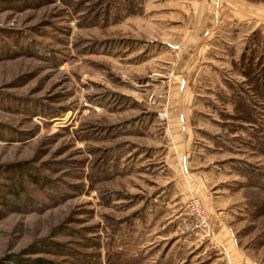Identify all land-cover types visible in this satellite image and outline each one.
Here are the masks:
<instances>
[{"label": "rangeland", "instance_id": "374dc122", "mask_svg": "<svg viewBox=\"0 0 264 264\" xmlns=\"http://www.w3.org/2000/svg\"><path fill=\"white\" fill-rule=\"evenodd\" d=\"M162 3L142 0L141 11L104 23V0H0V194L13 207L0 219V259L50 243L48 252L28 256L52 264H157L149 257L156 244L147 242L172 235L167 229L183 234L178 222L190 197L199 198L210 224L184 163L178 170L188 191L172 224L155 202L159 186L172 181L159 114L185 100L178 86L188 81L178 71L177 44L164 41L176 40L178 30L162 27V10L156 17L144 11ZM147 15L158 24H147ZM242 53L264 65V44L252 38L236 59L204 61L189 80L192 116L204 131L190 164L204 158L208 194L228 215L237 244L264 264V187L250 175H264V145L254 137H264V105L252 103L258 98L241 75ZM239 101L257 123L231 118L243 111ZM18 166L27 203L1 186ZM186 235L192 238L167 243L168 263L211 264L206 241L213 236Z\"/></svg>", "mask_w": 264, "mask_h": 264}, {"label": "crops", "instance_id": "0c3cea01", "mask_svg": "<svg viewBox=\"0 0 264 264\" xmlns=\"http://www.w3.org/2000/svg\"><path fill=\"white\" fill-rule=\"evenodd\" d=\"M160 10L163 12L162 27L167 28L169 24V27L178 30L176 40L169 36L165 37L164 41L177 44L178 50L174 54L182 61L178 71L181 78H187L188 81L184 79L183 83L186 85L178 86L179 91L182 89V92H186L185 100L165 105L161 108L162 114H159L158 120L164 125L161 131V138L165 142L163 165L171 172L172 191L170 181L160 185L155 202L158 203L161 213L163 211L166 214L168 219L166 223L172 224L170 220H174V213L183 209V201L188 191L178 170L179 163H184L189 169L187 173L189 189L201 196L211 213L210 230L213 241H206L210 244V263L254 264L255 262L237 244L236 234L228 221V215L216 206L214 198L208 194L210 187L206 184V173L201 167L204 158L198 159L196 165L190 164V158L199 140L198 136L204 131L200 130L192 116L194 110L191 105L189 80L203 68L204 61L225 59L227 54L230 55V60L236 59L234 53H240L244 44L252 42V38L260 45L264 44V0H163L162 7L153 4L150 9L145 8L144 11L156 17L155 13H159ZM155 17L147 15V21L150 22L147 24L150 26L158 24ZM172 88L174 90V86ZM199 166L201 170L196 169ZM167 230L172 235L154 234L159 240L147 242L149 248L156 244L149 253L151 263L169 264L171 259L168 251H171V245L167 247V243L171 241V244H178L180 240L192 238ZM202 242L205 241L197 239L194 244L200 245L202 250L206 248Z\"/></svg>", "mask_w": 264, "mask_h": 264}, {"label": "trees", "instance_id": "16d2710c", "mask_svg": "<svg viewBox=\"0 0 264 264\" xmlns=\"http://www.w3.org/2000/svg\"><path fill=\"white\" fill-rule=\"evenodd\" d=\"M142 0H104V13H103V19L102 22L108 23V22H116L119 19L123 18L126 15H129L131 13L139 12L142 10ZM106 7H108V11L106 10ZM111 13V14H109ZM260 58V57H258ZM240 64L241 67V75L245 78L246 82L251 81V85H248L249 90L252 91L251 95L254 98L252 100V103L254 102L258 104L259 106L264 105V65L260 63L259 61L255 62L253 59V56L250 55L246 58V55L244 53L241 54L240 58ZM254 60V61H253ZM259 68V69H258ZM256 69V71H254ZM240 104H242V110L240 113L236 114L233 113L231 118L240 119L244 122H252L257 123L256 115L253 114V110L249 109L250 107L246 106V103L243 101H239ZM261 102V103H260ZM245 103V105H244ZM239 103H236V106H234V111H236V108H238ZM245 116V117H244ZM254 137H256V141L261 145H264V137L263 135L259 133H254ZM255 147V146H254ZM12 173L15 174L12 176V179L10 178L9 182L6 184H2L1 186L4 188L6 193L10 194L11 197L14 199V201L24 202L27 203L29 200L24 194V190L22 189V185L20 183L19 175L22 173V170L18 167H15L14 170H12ZM32 172H29V176L31 177L30 180H32L35 183H39L42 186L46 184V180L42 177L37 178L32 175ZM251 177L254 176L258 181L256 182V185H259L260 187H264V175H261L256 170H253L250 174ZM7 188V189H6ZM260 208H262L260 206ZM13 209L12 202L5 198L4 195L0 194V219H2L5 214ZM46 249H23L21 253L14 254L10 256H6L3 259H0V264H52L51 261L39 258V257H30L28 255L37 254L39 252H48L47 249L51 248L50 243H45ZM32 250V251H29Z\"/></svg>", "mask_w": 264, "mask_h": 264}, {"label": "built area", "instance_id": "2783aa9c", "mask_svg": "<svg viewBox=\"0 0 264 264\" xmlns=\"http://www.w3.org/2000/svg\"><path fill=\"white\" fill-rule=\"evenodd\" d=\"M178 229L183 234H197L203 239H211L209 215L198 197L187 200L184 215L178 222Z\"/></svg>", "mask_w": 264, "mask_h": 264}]
</instances>
